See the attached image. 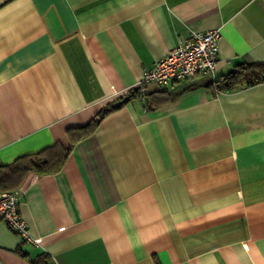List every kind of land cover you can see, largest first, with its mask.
<instances>
[{
  "label": "crops",
  "instance_id": "0c3cea01",
  "mask_svg": "<svg viewBox=\"0 0 264 264\" xmlns=\"http://www.w3.org/2000/svg\"><path fill=\"white\" fill-rule=\"evenodd\" d=\"M211 29L216 79L264 63V0H0V166L86 125ZM207 81L148 84L152 102L173 99L131 100L58 172L0 188L22 192L37 241L0 221V264H264V83Z\"/></svg>",
  "mask_w": 264,
  "mask_h": 264
},
{
  "label": "trees",
  "instance_id": "16d2710c",
  "mask_svg": "<svg viewBox=\"0 0 264 264\" xmlns=\"http://www.w3.org/2000/svg\"><path fill=\"white\" fill-rule=\"evenodd\" d=\"M264 83V63L255 62L251 64H237L225 76L216 79V81L208 80L202 87L212 89L214 93L228 90L238 85L253 86ZM200 87L197 84L189 85L184 91L193 90ZM159 98L153 102L147 98L144 101L146 109L156 108L160 104H164L173 99L166 92L160 93ZM140 99V92L137 89L130 90L125 96L119 98L115 102L107 105L100 110L86 125L66 130L51 147H48L36 154L25 155L16 159L8 166H0V188L17 187L26 175L33 173L37 176L52 175L58 172L74 145L84 137L92 134L98 127L100 122L110 113L119 110L123 105L131 100ZM141 100V99H140ZM156 101V102H155ZM119 103V105H116ZM22 242H26L23 241ZM24 257H26L24 255ZM30 264H44V260L40 258L29 259Z\"/></svg>",
  "mask_w": 264,
  "mask_h": 264
},
{
  "label": "built area",
  "instance_id": "2783aa9c",
  "mask_svg": "<svg viewBox=\"0 0 264 264\" xmlns=\"http://www.w3.org/2000/svg\"><path fill=\"white\" fill-rule=\"evenodd\" d=\"M219 38V30L211 29L193 32L188 39L178 42L162 59L145 70L142 80L134 88L139 90L141 101L146 100V86L150 83L165 86L174 82H190L198 77L216 81ZM215 91L217 93L216 89ZM21 198L22 192L18 189L0 191V221L20 240L37 243L29 236L21 218Z\"/></svg>",
  "mask_w": 264,
  "mask_h": 264
},
{
  "label": "water",
  "instance_id": "95a60500",
  "mask_svg": "<svg viewBox=\"0 0 264 264\" xmlns=\"http://www.w3.org/2000/svg\"><path fill=\"white\" fill-rule=\"evenodd\" d=\"M116 105H119V103H117Z\"/></svg>",
  "mask_w": 264,
  "mask_h": 264
}]
</instances>
